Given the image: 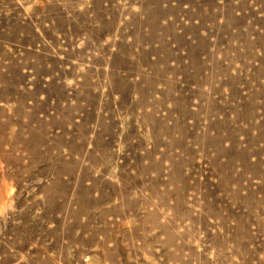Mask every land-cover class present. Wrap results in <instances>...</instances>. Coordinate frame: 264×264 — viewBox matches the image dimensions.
Masks as SVG:
<instances>
[{"label":"rangeland","instance_id":"374dc122","mask_svg":"<svg viewBox=\"0 0 264 264\" xmlns=\"http://www.w3.org/2000/svg\"><path fill=\"white\" fill-rule=\"evenodd\" d=\"M0 264H264V0H0Z\"/></svg>","mask_w":264,"mask_h":264}]
</instances>
